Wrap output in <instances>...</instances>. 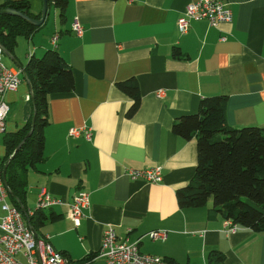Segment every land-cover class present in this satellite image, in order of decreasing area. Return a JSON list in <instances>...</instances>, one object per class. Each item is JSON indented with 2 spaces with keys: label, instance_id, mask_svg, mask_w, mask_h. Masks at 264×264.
<instances>
[{
  "label": "crops",
  "instance_id": "crops-1",
  "mask_svg": "<svg viewBox=\"0 0 264 264\" xmlns=\"http://www.w3.org/2000/svg\"><path fill=\"white\" fill-rule=\"evenodd\" d=\"M27 1L30 12L40 13L41 0ZM192 1L67 0L46 33L40 31L52 4L29 38H16L11 53L24 68L29 56L56 49L73 72L74 89L47 98L44 160L29 170L25 207L33 208L27 197L35 205L41 188L63 200L42 210L53 219L32 228L74 262L107 264L98 251L111 226L118 240L138 241L140 251L168 264H216L211 261L216 254L222 255L219 264H264V231H226L224 219L210 214V199L198 208L178 205L176 190L196 169V138L183 139L171 129L178 116L197 112L203 97L224 95L230 127L264 130V0H221L231 21L212 26L205 18L192 20L181 33L177 20ZM74 20L83 27L81 36L71 30ZM56 32L54 47L50 37ZM3 56L21 79L17 90L3 97L9 106L4 132L10 133L28 117L30 91ZM127 79L135 80L140 95L131 117L126 111L132 99L116 85ZM72 128L76 133L70 134ZM156 166L160 182L126 175L129 168ZM81 190L88 193L89 206L76 225L68 203ZM158 229L167 231L165 240L146 235Z\"/></svg>",
  "mask_w": 264,
  "mask_h": 264
},
{
  "label": "trees",
  "instance_id": "trees-1",
  "mask_svg": "<svg viewBox=\"0 0 264 264\" xmlns=\"http://www.w3.org/2000/svg\"><path fill=\"white\" fill-rule=\"evenodd\" d=\"M59 9L60 16L67 0H48V8ZM12 8L28 16L39 18L29 11L27 0H0V8ZM47 8V10H48ZM19 16L0 15V44L9 52L16 45V38H26L37 30ZM178 56L179 52L174 51ZM33 91L36 116L31 135L21 145L7 165L4 183L8 189V201L21 211L27 210L26 196L29 170L44 160L43 128L47 123V98L54 93H68L75 82L70 66L56 49L46 50L40 57L29 56L24 68ZM116 85L131 99L126 116L131 117L140 104V95L134 79L119 81ZM226 97L214 95L200 100L197 112L180 115L172 123V131L183 139L196 138L197 163L191 180L176 190L181 208H198L212 200L211 215L230 219L238 228L255 232L264 231V130L257 126L230 127L225 119ZM33 105L29 99L28 117L22 127L4 138L5 153L0 160L3 166L15 147L28 133ZM53 219L42 210L29 218L35 229L45 220ZM219 264L222 255L211 258Z\"/></svg>",
  "mask_w": 264,
  "mask_h": 264
},
{
  "label": "built area",
  "instance_id": "built-area-1",
  "mask_svg": "<svg viewBox=\"0 0 264 264\" xmlns=\"http://www.w3.org/2000/svg\"><path fill=\"white\" fill-rule=\"evenodd\" d=\"M205 18L212 26L229 22L232 19L230 8L221 0H196L190 2L182 15L178 18V30L185 33L190 26V21ZM72 32L81 36L83 27L77 20L71 24ZM59 33L50 37L54 47L57 45ZM224 39V38H222ZM30 54V53H29ZM3 49L0 46V134L5 131V118L9 106L3 100L4 94L17 90L21 79L18 71L7 67L2 57ZM76 129H70V134L76 133ZM85 137L90 140L91 134L85 130ZM126 175L132 179L144 178L148 182H160L162 174L159 166L138 170L129 168ZM63 200L52 196L46 189L41 188L34 208L25 210L26 216L8 201V189L2 176L0 166V264H80L66 258L56 251L46 237L35 238L27 225L29 218L38 210L62 205ZM89 206L88 193L78 191L72 201L68 203V216L76 225L79 219L85 216L84 209ZM226 231L235 232L238 227L230 219L224 220ZM153 240H165L167 231L163 229L151 230L146 233ZM99 256L106 260L107 264H168L163 257L140 251L138 241L128 243L117 239L115 229L108 226L104 229Z\"/></svg>",
  "mask_w": 264,
  "mask_h": 264
},
{
  "label": "water",
  "instance_id": "water-1",
  "mask_svg": "<svg viewBox=\"0 0 264 264\" xmlns=\"http://www.w3.org/2000/svg\"><path fill=\"white\" fill-rule=\"evenodd\" d=\"M47 8H48V0H41V10H40V16L39 18H34L31 16H28L24 13H21L17 10H14L12 8H0V15L2 14H9V15H15V16H19L22 19L26 20L27 22L35 25V26H40L47 15ZM0 46L3 49V52L5 53V55H7L12 62L16 65V67L19 69V71L22 73L24 79L26 80L28 87H29V95L31 97L32 100V105H33V112H32V120H31V126L30 129L28 131V133L24 136V138L20 141V143L15 147L14 151L12 152V154L8 157V159L6 160L3 169H2V176H3V180L5 179V172H6V168L8 163L10 162V160L14 157V155L17 153V151L20 149L21 145L23 144V142L26 140V138H28L33 130L34 124H35V116H36V108H35V100L33 97V91H32V86H31V82L27 76V74L25 73L24 67L20 64V62L12 55L11 52H9L7 49H5L1 44ZM21 210L22 212L25 214V208L23 206H21ZM31 229L33 230V233L35 236H37V233L34 231V229L32 228V226L30 225Z\"/></svg>",
  "mask_w": 264,
  "mask_h": 264
},
{
  "label": "rangeland",
  "instance_id": "rangeland-1",
  "mask_svg": "<svg viewBox=\"0 0 264 264\" xmlns=\"http://www.w3.org/2000/svg\"><path fill=\"white\" fill-rule=\"evenodd\" d=\"M33 14H37L38 13V11H31ZM47 16H49V20H48V24H47V26L45 25V27L42 29V31H40L41 33H46V31L47 30H49L50 29V27L53 25V23H54V20H59L58 18H59V12H58V10L52 5L51 7H50V12H49V14L47 15ZM41 37V36H40ZM25 52L26 51H24V54H25ZM41 56V55H40ZM3 61L4 62H6L7 61V58L5 57V56H3ZM14 110V109H13ZM10 114H12V113H10ZM9 114V115H10ZM9 132L8 131H6V132H3V133H1L0 134V147H3V148H5L4 147V138L6 137V135L8 134ZM2 157H3V153H0V160L2 159ZM31 199V196H28L27 197V205L28 206H32L33 208L35 207V205H33L34 203H33V201H31L30 200Z\"/></svg>",
  "mask_w": 264,
  "mask_h": 264
},
{
  "label": "bare ground",
  "instance_id": "bare-ground-1",
  "mask_svg": "<svg viewBox=\"0 0 264 264\" xmlns=\"http://www.w3.org/2000/svg\"><path fill=\"white\" fill-rule=\"evenodd\" d=\"M21 212H22V210H21ZM23 213V212H22ZM24 214V213H23ZM25 216H26V213L24 214ZM33 216V215H32ZM27 225L29 226V228H30V230H31V232H32V234H33V236L35 237V238H40L39 236H38V234H37V236H35L34 235V233H33V230L31 229V227H30V225L27 223ZM35 231V230H34ZM36 232V231H35ZM54 248V247H53ZM55 249V248H54ZM57 251V250H56Z\"/></svg>",
  "mask_w": 264,
  "mask_h": 264
}]
</instances>
